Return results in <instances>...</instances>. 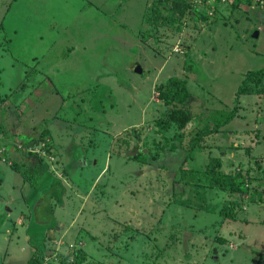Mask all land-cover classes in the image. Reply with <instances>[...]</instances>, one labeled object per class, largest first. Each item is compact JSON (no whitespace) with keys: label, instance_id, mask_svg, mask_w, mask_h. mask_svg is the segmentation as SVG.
<instances>
[{"label":"rangeland","instance_id":"rangeland-1","mask_svg":"<svg viewBox=\"0 0 264 264\" xmlns=\"http://www.w3.org/2000/svg\"><path fill=\"white\" fill-rule=\"evenodd\" d=\"M0 151V264H264V0H0Z\"/></svg>","mask_w":264,"mask_h":264},{"label":"trees","instance_id":"trees-1","mask_svg":"<svg viewBox=\"0 0 264 264\" xmlns=\"http://www.w3.org/2000/svg\"><path fill=\"white\" fill-rule=\"evenodd\" d=\"M168 89H166L165 96L166 100L170 105H172V109L168 111L166 114L165 121L168 124L177 126L178 129H185L188 124L192 121V114L185 106L189 103L191 99V93L189 87L187 85L186 80L182 79H171L167 85H165ZM231 117V116H230ZM230 118L227 120L229 121ZM1 153V151H0ZM221 161L215 160L210 163L208 168L211 173H214L215 169L220 168ZM14 169L19 171V168L14 165ZM21 176L24 182H27L34 186L36 184V179L39 174L38 168L36 166L30 165L25 170L20 169ZM239 178H244L243 175L238 174ZM219 186L224 187V183H228V180H224L222 178H218ZM49 187H51L50 191L46 190L45 192L49 196L51 200L56 201L57 203H62L64 195L66 193L65 187L63 186L61 180L55 179L52 180ZM235 208L231 206L230 209L224 208L220 215L225 218H234ZM42 254H36L34 256V262L32 264H41ZM79 259V256H78Z\"/></svg>","mask_w":264,"mask_h":264},{"label":"crops","instance_id":"crops-1","mask_svg":"<svg viewBox=\"0 0 264 264\" xmlns=\"http://www.w3.org/2000/svg\"><path fill=\"white\" fill-rule=\"evenodd\" d=\"M39 95H41V93L39 92ZM50 99H51V103L52 104H56L57 102H58V96L57 97H55V96H53V95H50ZM42 100V98H39L38 99V102H39V105L41 106V104L42 103H40V101ZM50 102V101H49ZM40 108H42V107H40ZM45 108V110H49V108H48V106H45L44 107ZM58 109H59V106L55 109V111H53V110H51L50 111V113L48 112V111H46L45 112V114H43V113H38V112H36V116L35 117H30V116H26V117H24L25 119H24V121H27L29 124H31V122H32V125L33 126H30L29 127V129L28 130H26L27 132H29V133H33L34 132V129H35V131L38 133V131H39V129H41L42 127H44L43 126V124L44 125H46L49 121H51L52 119L54 120V119H56V113H58ZM50 119V120H49ZM33 120V121H32ZM47 121V122H46ZM41 127V128H40ZM48 129H49V132H50V134L53 136V128H49V127H47ZM26 133V132H25ZM27 134V133H26ZM28 135V134H27ZM37 135V134H36ZM35 135V136H36ZM28 136H30V137H33L34 138V136L33 135H28ZM33 138H30V139H33ZM52 180H54V179H52ZM62 184H64V183H62ZM65 185V184H64ZM63 185V186H64Z\"/></svg>","mask_w":264,"mask_h":264},{"label":"water","instance_id":"water-1","mask_svg":"<svg viewBox=\"0 0 264 264\" xmlns=\"http://www.w3.org/2000/svg\"><path fill=\"white\" fill-rule=\"evenodd\" d=\"M258 34H259V32L256 31V32L253 34V36H254V37H258ZM215 254H217V252H215ZM214 261H216V262L218 261V262H219V258H218L217 256H215V257H214Z\"/></svg>","mask_w":264,"mask_h":264}]
</instances>
